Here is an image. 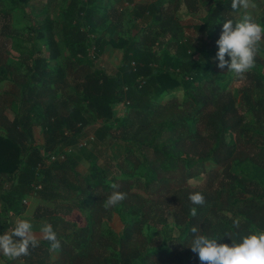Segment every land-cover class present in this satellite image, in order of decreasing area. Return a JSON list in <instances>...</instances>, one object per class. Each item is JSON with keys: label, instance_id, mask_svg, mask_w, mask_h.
Listing matches in <instances>:
<instances>
[{"label": "trees", "instance_id": "16d2710c", "mask_svg": "<svg viewBox=\"0 0 264 264\" xmlns=\"http://www.w3.org/2000/svg\"><path fill=\"white\" fill-rule=\"evenodd\" d=\"M61 1L58 32L31 0H0L12 44L0 83L16 87L14 118L0 109V234L35 198L29 219L61 243L40 240L5 264H200L192 226L237 238L264 229V61L241 79L216 59L223 22L239 20L232 0H183L185 21L181 0ZM15 12L26 34L8 33ZM109 46L122 50L116 68L100 63ZM89 137L95 150L80 143ZM113 142L123 151L103 154ZM113 183L126 198L105 208Z\"/></svg>", "mask_w": 264, "mask_h": 264}, {"label": "clouds", "instance_id": "9594fccd", "mask_svg": "<svg viewBox=\"0 0 264 264\" xmlns=\"http://www.w3.org/2000/svg\"><path fill=\"white\" fill-rule=\"evenodd\" d=\"M251 0H232L231 8L244 9L242 17L233 21L225 20L222 32L216 41L218 51V67L232 72L235 77L243 78L244 74L255 65V58L260 44L264 42V26L257 22L247 10L255 8ZM226 55L230 60L225 59ZM195 187V185H193ZM114 191L104 202L108 208L117 205L126 198V193L119 191V185L113 183ZM189 199L193 204L203 205L205 200L200 192L190 194ZM191 215H197V209H191ZM236 228L240 221H233ZM192 241L191 251L198 255L200 264H264V229H250L247 234L237 238L238 234L225 233L223 235L203 234L196 226L191 227ZM227 236L231 243L218 242L220 238ZM18 238V239H17ZM40 240L50 242V251H56L61 247L57 234L50 223L44 222L39 231H34L31 219L17 218L15 226L3 234H0V255L10 260L29 255L30 247L39 245Z\"/></svg>", "mask_w": 264, "mask_h": 264}, {"label": "rangeland", "instance_id": "374dc122", "mask_svg": "<svg viewBox=\"0 0 264 264\" xmlns=\"http://www.w3.org/2000/svg\"><path fill=\"white\" fill-rule=\"evenodd\" d=\"M61 0H31V5L29 8V11L32 13V16H41L44 18L45 16H50L52 18H55V29L58 31V22L57 18L60 14V4ZM175 2L180 3V0H176ZM252 3H254L256 6L255 8H249L247 11L256 18L257 22H260L261 17L264 13V0H251ZM2 3L0 2V8H2ZM245 10L240 8L238 10V16L239 19L244 14ZM176 15L180 17L181 20H187L189 18L188 10L186 5L184 4V1L181 0V5L176 12ZM12 22L11 23V30H9V34H26L27 30H25V26L30 25L29 19H26L22 13L15 12L12 16ZM3 24V20L0 16V30ZM126 26H129L130 23L126 22ZM12 32V33H11ZM59 32V31H58ZM58 34L59 37V33ZM11 39H8L5 34L0 33V64H3L6 62L7 58H9L8 51L11 50ZM261 46H264V42L261 43ZM259 57L264 61V53L258 52L257 53ZM122 59V50L113 46H109L106 52L104 53L102 59H101V65L105 67H112L116 68ZM235 83H232V86H235ZM15 88L13 84L10 81H4L3 83H0V109H3L8 116L9 119L14 118L15 110L12 105V99L13 95L15 94ZM2 92H9V94H2ZM116 114L121 115L125 111V106H117L116 107ZM35 137H36V143L39 145H43L45 143V136L43 133V129L40 126H35ZM90 138V137H89ZM81 144H88V146L95 150V148H98V146L92 142V138H83L80 142ZM101 151H103V154H108L110 152H117L120 153L123 151V145L120 143L113 142L109 144L108 146H102ZM97 153V152H96ZM98 152L97 154H99ZM100 155V154H99ZM105 157V156H104ZM103 158V157H102ZM108 162V160H106ZM81 169H84L83 163L81 164ZM38 201L35 198H27V202H23V204L26 206V211L23 214L24 218H29L31 215L33 209H35ZM170 220L172 221L173 218L170 216ZM58 257L57 254L54 255V259ZM0 264H5V257L3 255H0Z\"/></svg>", "mask_w": 264, "mask_h": 264}, {"label": "crops", "instance_id": "0c3cea01", "mask_svg": "<svg viewBox=\"0 0 264 264\" xmlns=\"http://www.w3.org/2000/svg\"><path fill=\"white\" fill-rule=\"evenodd\" d=\"M33 211H34V209H33ZM33 211H32V213H33ZM32 213H31V214H32ZM30 216H31V215H30ZM30 216H29V218H30ZM24 217H25V216H24ZM24 217H23V215H21V217H19V218H24ZM29 218H28V219H29ZM16 220H17V219H16ZM34 231H37V232L39 231V227H38L37 225H36V227H34Z\"/></svg>", "mask_w": 264, "mask_h": 264}, {"label": "built area", "instance_id": "2783aa9c", "mask_svg": "<svg viewBox=\"0 0 264 264\" xmlns=\"http://www.w3.org/2000/svg\"><path fill=\"white\" fill-rule=\"evenodd\" d=\"M53 159H55V157L53 158ZM27 202V200H25V203Z\"/></svg>", "mask_w": 264, "mask_h": 264}]
</instances>
